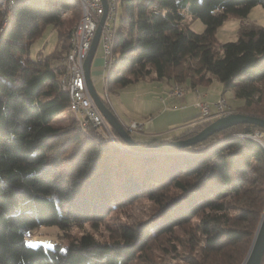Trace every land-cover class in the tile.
Returning <instances> with one entry per match:
<instances>
[{"label":"trees","instance_id":"trees-1","mask_svg":"<svg viewBox=\"0 0 264 264\" xmlns=\"http://www.w3.org/2000/svg\"><path fill=\"white\" fill-rule=\"evenodd\" d=\"M121 1L108 92L145 78L196 86L215 77L242 99L241 111L264 116V25L241 24L236 40L216 36L230 15L246 19L264 0ZM79 4L0 6V264H242L264 209V146L253 136L264 129L238 123L182 151L145 153L128 150L110 125L59 123L70 106L60 81ZM191 17L201 18L203 31L190 27ZM48 24L55 47L31 57ZM214 118L162 140L192 136ZM142 195L156 211L121 225L111 241L91 232L65 246L28 239L41 224L96 227L113 206Z\"/></svg>","mask_w":264,"mask_h":264},{"label":"rangeland","instance_id":"rangeland-1","mask_svg":"<svg viewBox=\"0 0 264 264\" xmlns=\"http://www.w3.org/2000/svg\"><path fill=\"white\" fill-rule=\"evenodd\" d=\"M124 10H125V6L121 1L119 5V20H120V15H122ZM77 23L78 21L75 23V25ZM250 23L264 25V7L262 5L259 4L253 7L246 19H242L240 17L230 15L224 21V23L218 28L217 34H216L217 39L220 42L236 40L238 38L239 28L241 24L244 26H249ZM189 25L193 30H196V31H203L205 27L204 22L199 17H193V18L191 17L189 19ZM56 43H57V33L55 29L53 28V26L51 24H48L45 27L43 33L31 44L30 56L34 57L39 52H43L46 54L55 47ZM97 59H100L102 61L101 69H103V57L101 53L100 44L98 46L94 61ZM94 86L100 95L101 93L102 94L105 93L104 81L102 79H100L97 82H94ZM208 86H209L208 92L210 93L211 98L222 96L220 94L221 92H223V84L220 82V80H218L217 78H214L213 81H211L208 84ZM108 95L110 96L112 100L117 99V96L115 95L114 91H110ZM230 96H231V92H227L225 99L228 105L227 108L230 110L229 112H227V114L231 112H237V111L243 112L241 111V109H243L241 108L243 104L242 99L237 98L236 99L237 102L235 103V101H231L233 100V98H229ZM69 111H70V108L67 107L65 110L61 112L62 114H61L59 123L61 124L67 123L69 125L72 123L74 118H77V115H75L74 113L69 114ZM243 113H247V112H243ZM248 114H255V115L262 116L260 115V113H248ZM214 117H217V116H214ZM131 134L135 138H139L138 133L131 132ZM254 136L256 139L260 140V142L264 146V130L256 131L254 133ZM110 137L116 142L113 135L110 134ZM157 206L158 204L156 203L155 200L149 198L146 195H142L132 202H126L125 204H122V205L113 206V208H111V210L108 212L106 217L101 222L97 223L98 226L96 227H94L93 224L90 223L89 221H83L63 231L57 225L41 224V225L34 227L30 231V233L28 234V239H30V243L34 245L43 244L45 246H53L54 243H60L61 245L65 246L71 240L76 239L77 237L81 236V234L86 233V232H91L95 235L97 239L111 241L118 237V234H119L118 231L121 225H124V224L133 225L139 221L149 218L156 211ZM258 224L259 222L257 223L256 230L258 228ZM142 263H143L142 260L141 261L133 260L131 264H142Z\"/></svg>","mask_w":264,"mask_h":264},{"label":"built area","instance_id":"built-area-1","mask_svg":"<svg viewBox=\"0 0 264 264\" xmlns=\"http://www.w3.org/2000/svg\"><path fill=\"white\" fill-rule=\"evenodd\" d=\"M20 1L0 0V6L4 12H9ZM79 1L81 16L75 25L71 38L72 46L66 57V70L61 77L60 84L63 89L69 92V108L77 115L82 125H104L109 128V124L89 91L84 69L85 59L90 50L95 31L105 11L104 3L103 0ZM107 2L106 18L102 26L99 44L104 55V67L108 71L114 62V43L119 27V5L121 0H107ZM170 92L173 95L184 96L185 88L183 85L176 83ZM197 104L202 111V118L200 120L227 114L230 111L227 108L228 105L224 96L219 97L214 103V112H212L211 105L207 101H198ZM124 125L130 132L143 129V123L135 120L124 123Z\"/></svg>","mask_w":264,"mask_h":264},{"label":"crops","instance_id":"crops-1","mask_svg":"<svg viewBox=\"0 0 264 264\" xmlns=\"http://www.w3.org/2000/svg\"><path fill=\"white\" fill-rule=\"evenodd\" d=\"M101 53L103 69H101L102 61L100 59L94 61L93 59L91 66L92 80L93 82L100 79L104 81L105 93H101V96L104 101L109 102L110 107L114 109L124 123L132 120L143 123L142 130L134 131V133L139 134V138H136L138 141L145 142L152 138L159 140L169 138L178 129L199 121L202 118V111L197 104L198 101H207L211 105L212 112L215 111L214 103L219 96H217L218 98L210 97L208 84L192 86L188 82L183 83L185 94L184 96H177L170 92L177 83L173 78L161 80L140 79L126 87L115 90L114 93L117 99L112 100L105 86L107 70L104 67L102 49ZM227 92H231L229 98H233L231 101L236 103L237 97L232 91H224L223 89L220 95L226 98Z\"/></svg>","mask_w":264,"mask_h":264},{"label":"water","instance_id":"water-1","mask_svg":"<svg viewBox=\"0 0 264 264\" xmlns=\"http://www.w3.org/2000/svg\"><path fill=\"white\" fill-rule=\"evenodd\" d=\"M105 11L99 21L93 41L85 59L84 69L87 86L89 91L98 105L100 111L102 112L107 123L112 126L118 136L125 142V146L128 150L145 152V153H159V152H176L182 151L186 147L196 144L200 141L205 140L208 136L218 132L222 129H226L238 123H254L264 129V117L248 114L243 112H231L228 114L220 115L214 118L212 121L207 123L203 128H201L196 134L189 136L187 138H177V139H166L155 143L147 144L145 142L138 141L131 132L125 127L124 122L120 119L117 113L109 107L102 96L97 92L94 82L92 80L91 66L94 56L97 52L100 36L102 32V26L106 18L107 0H103ZM113 135L112 133H110ZM114 136V135H113ZM118 144L124 145L114 137ZM242 264H264V210L261 219L258 224V228L255 232L253 241L249 248V251Z\"/></svg>","mask_w":264,"mask_h":264}]
</instances>
